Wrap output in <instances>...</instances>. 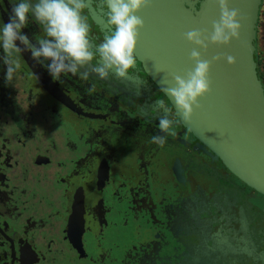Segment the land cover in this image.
Listing matches in <instances>:
<instances>
[{"label": "flooded vegetation", "instance_id": "1", "mask_svg": "<svg viewBox=\"0 0 264 264\" xmlns=\"http://www.w3.org/2000/svg\"><path fill=\"white\" fill-rule=\"evenodd\" d=\"M19 2L0 0V28ZM82 15L95 51L104 0H87ZM21 32L37 47L47 36L31 11ZM16 45L10 81L0 49V264H264V196L180 125L137 58L123 78L53 76ZM160 101L174 120L167 133Z\"/></svg>", "mask_w": 264, "mask_h": 264}, {"label": "water", "instance_id": "2", "mask_svg": "<svg viewBox=\"0 0 264 264\" xmlns=\"http://www.w3.org/2000/svg\"><path fill=\"white\" fill-rule=\"evenodd\" d=\"M227 2L229 9L239 13V39L228 45L209 43L206 51L196 48L202 59L222 58L211 63V91L198 99L200 107L194 109L190 121L183 120L164 88L171 86L174 75L184 76L194 68L189 56L196 46L185 39V33L200 30L211 34L212 23L220 18L216 0H151L150 6L137 13L144 26L134 55L169 100L180 125L235 178L264 196V89L254 58L262 0ZM227 56L234 57L235 63L229 65L224 59Z\"/></svg>", "mask_w": 264, "mask_h": 264}, {"label": "clouds", "instance_id": "3", "mask_svg": "<svg viewBox=\"0 0 264 264\" xmlns=\"http://www.w3.org/2000/svg\"><path fill=\"white\" fill-rule=\"evenodd\" d=\"M86 2L87 0H37L35 4H30L27 0H21L12 5L9 22L0 28V49H3V63L6 65L5 79L10 81L13 73L20 67L14 58V54L21 51L16 41L23 44V50L30 51L34 59L48 60V71L53 76L87 68L101 78L110 73L120 78L126 77L136 63L134 51L139 30L144 26L137 13L150 6L151 0H104L108 27L103 42L95 51L90 43V27L86 17L82 15ZM216 2L220 9V18L212 23L211 34L205 35L200 30L185 33V39L196 46L189 56L194 62V68L184 76L174 75L171 86L164 88L185 122L190 121L194 109L200 107L198 99L210 93L211 63L222 58L214 56L212 61L202 59L201 52L196 48L206 51L209 43L228 45L231 40L239 39L241 24L238 22V10L229 9L227 0ZM30 11L45 26L47 33L46 38L38 40V47L32 46L28 37L21 32L28 22ZM97 58L98 61L93 63ZM224 59L229 65L235 63L232 56ZM155 70L157 73L161 71L158 66ZM163 82L168 83L166 80ZM261 96L264 98V92ZM155 110L160 113V130L167 133L174 126V120L166 115L170 113V109L164 101H160ZM152 142L162 146L166 142V136H153Z\"/></svg>", "mask_w": 264, "mask_h": 264}, {"label": "rangeland", "instance_id": "4", "mask_svg": "<svg viewBox=\"0 0 264 264\" xmlns=\"http://www.w3.org/2000/svg\"><path fill=\"white\" fill-rule=\"evenodd\" d=\"M255 55L257 59L259 60L264 58V0H262V6L258 14V28H257L256 42H255ZM228 202H231V201L229 200ZM248 218H249L248 214L246 212H243V219L246 220ZM251 220L252 219L250 218L249 222H251ZM247 231H248L249 237L253 240V244L261 245L259 236H257V233H256L257 228L256 227L254 228V225L251 224V225H248Z\"/></svg>", "mask_w": 264, "mask_h": 264}, {"label": "trees", "instance_id": "5", "mask_svg": "<svg viewBox=\"0 0 264 264\" xmlns=\"http://www.w3.org/2000/svg\"><path fill=\"white\" fill-rule=\"evenodd\" d=\"M255 60L257 63V71H258V74L260 75V79L263 84L264 83V63L259 62L257 59Z\"/></svg>", "mask_w": 264, "mask_h": 264}]
</instances>
